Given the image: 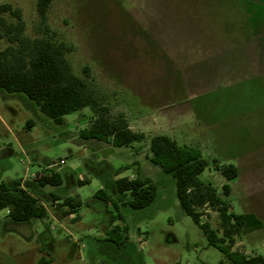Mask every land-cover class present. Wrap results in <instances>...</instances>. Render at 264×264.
<instances>
[{
  "label": "rangeland",
  "instance_id": "374dc122",
  "mask_svg": "<svg viewBox=\"0 0 264 264\" xmlns=\"http://www.w3.org/2000/svg\"><path fill=\"white\" fill-rule=\"evenodd\" d=\"M36 1L0 0L21 11L28 37L44 32ZM46 24L54 41L71 48L66 57L75 74L88 71L109 115H123L145 138L123 147L83 139L94 119L89 108L55 124L24 95L0 90V181L23 179L31 191L27 178L64 161L62 184L34 193L46 218L6 225L7 210L0 211V264H233L208 245L180 209L174 179L150 161L157 134L199 148L209 162L200 179L232 212L263 224L235 237L232 250L264 256V0H52ZM228 164L239 171L230 181L219 172ZM137 174L157 186L146 208L127 209L112 188L116 207L94 197L105 180ZM223 184L231 187L227 197ZM68 196L81 200L79 216L65 214ZM200 213L222 237L218 213ZM114 225L127 227L132 245L117 260L107 253L113 243L102 240Z\"/></svg>",
  "mask_w": 264,
  "mask_h": 264
},
{
  "label": "trees",
  "instance_id": "16d2710c",
  "mask_svg": "<svg viewBox=\"0 0 264 264\" xmlns=\"http://www.w3.org/2000/svg\"><path fill=\"white\" fill-rule=\"evenodd\" d=\"M51 2L52 0L36 1V11L44 32L35 37L25 35V24L18 8L9 4L0 5V41L6 42L0 48V90L8 94L24 95L55 124H62L65 115L89 108L94 119L88 128L81 131L83 139H111L115 147L142 141L144 133L133 131L123 115L115 118L109 115L108 109L100 103L97 91L87 80L88 71L84 70V76H78L73 71L66 57L71 48L64 42L54 41L46 24ZM4 14L12 18V21ZM32 124L29 121V125ZM149 151L150 161L174 179L180 209L198 225L209 246L218 249L233 264H264L262 255L247 257L232 250L235 237L259 230L263 224L254 214L232 212L218 189L211 182L200 179V175L209 167V162L203 158L199 148L179 145L170 136L157 134L149 140ZM219 170L227 181L238 177V168L233 164L225 165ZM118 174L116 171L115 175ZM62 180L59 172L42 175L33 181L35 185H28L32 188L31 191L21 187L22 179L10 183L0 181V211L7 210L9 221L6 225H27L32 220L46 218V208L34 193L46 185L60 186ZM78 182L83 184L86 181ZM104 184V189L98 190L94 197L116 207L112 195L108 193L112 188L113 194L126 198L125 207L131 211L146 208L157 196L154 181L141 174L134 178L119 177L112 183L107 179ZM230 191L228 184L222 185L223 196H229ZM81 206V200L75 196L63 199L62 207L66 208V215L76 214ZM205 208L218 213L222 237L216 235L209 223L200 221V210ZM102 240L113 243V247L106 248L114 260H117L118 255L121 258L128 256L132 250L125 226H112ZM40 263L47 264L43 259Z\"/></svg>",
  "mask_w": 264,
  "mask_h": 264
},
{
  "label": "built area",
  "instance_id": "2783aa9c",
  "mask_svg": "<svg viewBox=\"0 0 264 264\" xmlns=\"http://www.w3.org/2000/svg\"><path fill=\"white\" fill-rule=\"evenodd\" d=\"M64 164L63 160H59L57 162H51L49 165H47L43 171L39 172V173H35L34 175H32L31 177L27 178L29 180L35 181L38 178H40L42 175H51L54 172H60V168L61 166ZM73 217V216H72Z\"/></svg>",
  "mask_w": 264,
  "mask_h": 264
},
{
  "label": "crops",
  "instance_id": "0c3cea01",
  "mask_svg": "<svg viewBox=\"0 0 264 264\" xmlns=\"http://www.w3.org/2000/svg\"><path fill=\"white\" fill-rule=\"evenodd\" d=\"M135 176H131V178H134ZM21 187L22 188H24V189H26V185H25V183H24V180L22 179V181H21ZM76 215H78L77 213L76 214H69V216H76ZM79 216V215H78ZM263 256V255H262Z\"/></svg>",
  "mask_w": 264,
  "mask_h": 264
}]
</instances>
